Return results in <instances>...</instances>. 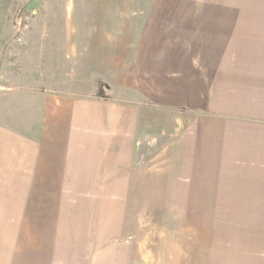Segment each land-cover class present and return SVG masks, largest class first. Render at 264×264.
<instances>
[{"label":"crops","instance_id":"crops-1","mask_svg":"<svg viewBox=\"0 0 264 264\" xmlns=\"http://www.w3.org/2000/svg\"><path fill=\"white\" fill-rule=\"evenodd\" d=\"M138 2L114 81L6 92L0 264H264V0Z\"/></svg>","mask_w":264,"mask_h":264},{"label":"rangeland","instance_id":"rangeland-1","mask_svg":"<svg viewBox=\"0 0 264 264\" xmlns=\"http://www.w3.org/2000/svg\"><path fill=\"white\" fill-rule=\"evenodd\" d=\"M138 1L8 0L6 3L0 0V25L8 27L0 33L3 39L0 40V105L13 97V94L6 93L11 89L29 91L42 85L41 89L46 90L92 93L98 83L106 85L109 79L114 81L117 76L113 70L118 69L122 73L126 69V61L120 59V65L108 64L113 58L107 57L116 51L96 50V43L102 47L114 41H131V33L138 27L139 21L134 13L144 8V2ZM7 9V19H1ZM66 26L74 28L71 36L77 44L75 52H81L78 48L86 40L93 46L94 50H91L94 54L97 51L105 54L102 61L98 60L99 65L90 64L89 59L80 65L81 60L76 55L72 59L66 58L63 49L65 34L62 32ZM118 52L127 57L128 51ZM87 73L89 81L82 79V75ZM103 89L101 87L100 90ZM0 110L5 109L0 106ZM30 114L28 121L32 119Z\"/></svg>","mask_w":264,"mask_h":264}]
</instances>
